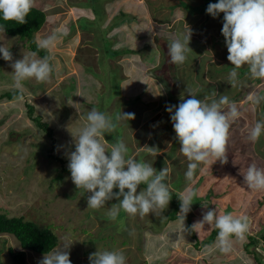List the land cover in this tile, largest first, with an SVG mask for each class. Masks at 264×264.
I'll return each instance as SVG.
<instances>
[{
    "label": "rangeland",
    "instance_id": "1",
    "mask_svg": "<svg viewBox=\"0 0 264 264\" xmlns=\"http://www.w3.org/2000/svg\"><path fill=\"white\" fill-rule=\"evenodd\" d=\"M90 1L102 17V27H96L95 21L80 20V24L93 28L85 29L91 30L88 32L78 25L73 26L83 14L82 6L74 7L76 4L71 2L67 5L65 0L35 1L37 7H43L45 3L51 6L46 11L49 14L46 24L35 35L36 40L39 42L54 31H66L67 35L49 50L54 66L50 80L46 83H37L35 79L24 81L22 95L14 99L6 97V92L16 89L10 65L33 51L25 45L26 39L0 33V46L8 47L13 56L12 61H5L0 54V213L22 215L41 226L49 225L58 233L57 247L66 238L73 242L69 249L71 264H90V254L98 249L123 251L126 264H264V240L254 244L256 252H251L244 246L249 242L246 236L243 240L233 238L232 250L225 254L215 247L216 240L213 244H202L214 228L209 225L203 228L197 225L193 234L186 219L184 227L190 233L184 232L180 217L168 221L163 217L164 212L161 216L149 214L141 218L138 215L130 217L121 211L112 220L107 215L108 209L119 201L110 200L98 211L88 209L87 198L91 193L76 189L74 184L71 186L69 172L57 175V167L62 163L63 166L66 163L65 171L69 170L68 154L75 150L73 136H77L85 125L91 108L109 114L114 120L121 112L134 113L132 120H119L120 133L118 126L114 133L122 134L120 140L126 144L130 156L151 163L155 169L158 164L161 170L167 167L166 182L172 188L177 182L179 194L190 185L199 190L187 213L191 226L202 220L209 209H217L220 214L232 205L235 211L229 213L249 216V226L255 229L253 233L259 237L264 233V206L259 203L263 199L262 191L249 189L242 174L237 175L233 160L239 162L245 156L233 157L230 152L233 147L234 151H239L238 145L249 141L250 129L264 119V103L256 106L249 99L253 94L264 95V80L250 78L247 67H243L239 70V83L232 87L227 82L232 65L227 60L228 50L221 33L224 14L213 18L206 12L208 4L218 0H180L181 4L179 0H143L149 12L151 3L158 6L169 3L172 9L167 6L166 10L174 12L170 18L165 11H153L152 16L160 25L159 31L164 33L153 44L146 40L147 34L151 39L147 33L150 29L130 18V26L129 22L123 21L110 33L106 24L119 23L123 19L114 18L121 7L117 9L114 0H85L87 4ZM180 5L194 14L197 28L190 29L192 51L187 54V61L177 66L171 62L168 51L171 40L166 39L165 31L173 28L177 19L175 13L184 11ZM176 26L180 29L173 28L176 31L174 39L189 31L182 29L183 21L177 22ZM113 35L115 41L110 40L114 39ZM132 39L136 45L130 43ZM103 56L108 60L104 61ZM37 58L40 57L37 55ZM89 67L94 71L90 68L92 71L88 72ZM115 76L120 80L116 93L113 89ZM187 87L195 90L198 99L211 97L215 92L227 95L240 111L229 130L228 162L222 164L218 160L211 166L201 165L192 181L186 179L189 162L179 150L176 134L172 133L171 114L166 111V106L182 102V94L188 99ZM29 104L34 106L32 116ZM36 116L51 125L54 138L38 126L33 119ZM111 134H105L102 141L106 149L115 143L111 141ZM148 147L156 148L158 155H152ZM253 149L264 160V135L253 143ZM52 156H60L62 160ZM141 190L143 188L137 191ZM113 191L118 192V189ZM250 209L257 214L250 216ZM10 247L15 251L21 249L18 238L13 234H1L0 264H12ZM27 251L25 264H39L45 255Z\"/></svg>",
    "mask_w": 264,
    "mask_h": 264
},
{
    "label": "clouds",
    "instance_id": "2",
    "mask_svg": "<svg viewBox=\"0 0 264 264\" xmlns=\"http://www.w3.org/2000/svg\"><path fill=\"white\" fill-rule=\"evenodd\" d=\"M65 1L68 2L67 5L71 2L76 4L74 7L88 6L91 9L90 5L85 4V0L83 2ZM34 3L35 0H0V17L4 21L25 24L27 23L26 17L34 7ZM141 3H143L140 4L141 7L145 6L148 11L149 8L143 0ZM206 12L213 18L218 17L220 13L224 14L221 33L225 38L228 50L227 60L232 65L227 82L232 87L239 83V70L243 67H247L250 78L264 80V0H218L217 3H209ZM122 13L128 14L129 18L133 21L136 20L135 23L139 25H141V20L143 24V21H148L149 18L148 15L141 16L138 12L137 14L141 17L133 16L123 9H120L117 15ZM81 16L86 15L82 14ZM176 20L173 28L178 29L176 23L185 20L184 18H177ZM123 21L128 22L125 16L120 24ZM131 23L132 21L129 25ZM159 27H152L157 34L156 40L158 36L161 38V35L164 34L160 33ZM173 28L165 31L167 33L166 39L171 40L168 45L169 56L173 64L182 66L187 61V54L192 51L189 47L192 33L186 27L189 31L174 39L176 31ZM5 30L4 26L0 25V33H4ZM66 35V31H54L51 35L40 40L37 47L50 50ZM146 40L153 44V40L148 39V34ZM132 42L136 45V41L132 39L130 43ZM0 54L5 61L13 60L12 53L4 45L0 46ZM211 58L213 59L214 55ZM52 60L53 57L50 55L37 58L36 52L16 60L10 65L13 69L11 74L14 87L22 91L23 82L29 79H35L37 83L48 82L54 72ZM186 92L190 98L184 99L182 94V102L178 105L166 106V111L171 114L170 119L176 134L175 138L180 144L179 150L189 162L185 173L186 179L192 181L195 171L201 165L211 166L218 160L222 164L228 162L229 130L231 124L240 116V111L235 102L231 101L227 95H218L215 92L211 97L205 96L203 99H198L195 90L187 87ZM249 99L256 106L264 103L262 93L261 95L253 94ZM134 118V113L121 112L114 120L109 114L99 111L95 107L91 108L87 112L85 125L79 130L77 136H73L75 150L68 154L69 170L65 171L66 163L64 166L62 163L57 167V175L70 173L71 181L68 182L71 186L74 184L76 189H82L84 193H91L87 198L88 209L98 211L105 207L106 202L110 200L119 201L112 204L108 209L107 215L112 220H115L121 211L130 217L138 215L143 218L149 214L161 216L172 197L169 191V187L172 188V186H168L166 182L169 175L167 167L157 171L151 163L135 159L128 154V148L122 140L110 145L108 149L102 142L105 140V134H111L116 130L119 120L127 119L129 121ZM262 135H264V119L254 124L247 138L252 143H256ZM148 149L152 155H158L156 148L148 147ZM49 154L51 155V152ZM52 157L62 160L60 156ZM243 176L249 189L264 191V169L257 167L255 163H251ZM140 185L146 187L138 193L137 190ZM114 189H118V192H114ZM198 193L199 190L190 185L184 193L178 194L181 202L178 216L184 232L190 233V230L184 227V221L187 213L191 211V205ZM52 197L59 200L64 199L59 195H52ZM197 225L202 228L204 225H209L217 229L215 247L221 253L227 254L232 250L233 238L237 240L245 238L249 229V218L245 215L236 216L232 213L219 214L217 209H209L203 214L202 220L192 226V230ZM46 226L50 228L49 225ZM46 226L39 225V227ZM53 232L58 236L57 232L54 230ZM197 233L199 234V232ZM72 243L66 238L59 247H57L58 242L57 248H53L48 253H40L23 247L20 242L21 249L19 251L25 252L26 261L27 250H30L38 256L39 253L45 254L39 264H71L69 249ZM13 251L15 250L13 249ZM89 260L90 264H126V256L119 249L104 251L98 249L95 253L90 254Z\"/></svg>",
    "mask_w": 264,
    "mask_h": 264
},
{
    "label": "trees",
    "instance_id": "3",
    "mask_svg": "<svg viewBox=\"0 0 264 264\" xmlns=\"http://www.w3.org/2000/svg\"><path fill=\"white\" fill-rule=\"evenodd\" d=\"M85 4H87V3L85 2ZM88 5H91V11L94 13L95 17L89 18L88 16H81L77 20V23L73 24L74 27H75V25H78L80 27V29L87 31V32L91 31V30H85V29H93V28L91 26H89L88 24H80V20H87L88 22L95 21V22H97L95 25L96 27L97 26L102 27L100 25V23L102 21V17L99 16L97 10H94V6L92 5L91 1ZM124 16L128 20V18H129L128 14L124 15L122 13L120 15H117L116 17H123V19H124ZM116 17L114 16V18H116ZM26 20H27V23H25V24H17L14 21H4L2 19V17H0V25L4 26V28L6 29L5 30L6 34L11 35V36H19L21 39H26L25 45H27L28 49H30L31 51L36 52L40 58L44 57L45 55H50L49 50L39 49L37 47L38 41L35 38L36 33L43 28V26L46 24V22L48 20L46 11L43 10L42 8L34 5V7L31 9V12L26 17ZM130 21L128 20L129 24H130ZM118 26H120V22L119 23L118 22L113 23L112 25H107V27H109L110 32L113 31V29H115ZM178 29H180V28H178ZM182 29H186V27L183 26ZM108 34H110L109 31H108ZM113 37H114V39H110L111 41L112 40L115 41V35ZM94 38L96 39V37H94ZM102 58H104V61L108 60V57H106V56H103ZM110 60H112V59H110ZM52 64H53V62H52ZM90 68L91 67H89L88 72H91L93 70L92 68H91L92 70ZM114 72L116 73L117 71H114ZM117 74H118V72H117ZM115 78H116L114 81L115 85L113 86V89L115 90L114 93L119 92V88H120V85H119L120 80L116 76H115ZM111 92H112V90H111ZM181 94H182V92L180 93V95ZM18 95H22V91L19 89H14L13 91L6 92L7 98L10 97L11 99H14ZM2 97H5V96L3 95ZM187 98H190L188 96V94H187ZM28 106H29V112L31 114L30 116H32V113L34 112V106L31 104H29ZM33 119L36 120L38 126L43 131H45L50 138H54V136H53L54 130L48 122L42 121V118L40 116L33 117ZM117 126H118V131L120 133V127L121 126H119V125H117ZM116 131H117V129H116ZM114 132L110 136H111V141L114 140V142L116 143L118 140H120V136L122 134L118 135V133H114ZM172 133L175 135L174 131ZM53 144H54V142L52 143V145ZM238 148H239V151H234V147L231 149L232 151H230L231 153H233L232 154V155H234L233 157H238L237 155H241L242 157L245 156L244 160H241L239 162H236L235 160H233L235 166H237V169H238V174H237L238 176H239V174H242V176H243V174H246L247 168L251 163H255L257 165V167L264 169V160H262V159H260V157H258V155H257L258 153H256L254 151L253 143L251 141H246L245 143H240L238 145ZM252 153L254 155L253 157H251ZM262 155L264 156V152L262 153ZM250 159H252L253 161L249 162ZM156 170L160 171L161 165L158 164L156 166ZM144 187H146V186H144V185L138 186V188H144ZM173 188H176V190ZM173 188L169 187V191H170L172 197H171V200L169 202L167 209H165L163 211L165 213V215H163V217H167L166 219L168 221L172 220V219H176L179 217L178 212L180 210V203L181 202H180L179 198L176 199V197L179 194L177 191V188H179L177 182H174ZM262 194H263V199H262V201H259V203L261 202L260 205L264 206V191H262ZM245 196L248 197V194ZM197 198L199 200L201 197H197ZM245 199H247V198H245ZM245 199H244V201H245ZM198 200H196V201L198 202ZM202 200L203 199L201 198V201ZM240 208H243V206H240ZM230 210L232 212L235 211L234 207H232V205H228L226 210H223V213H220V214H225L226 212L229 213ZM236 210L240 211L241 209L236 208ZM259 210H260V207H259ZM248 214L250 216H255L257 214V211L252 212V209H250V211H248ZM247 217H249V216H247ZM186 219L188 221V227L191 230L192 224H191L189 215H186ZM263 227L264 226H262V228ZM249 229H248V232L246 233V237L248 238L249 242H248V245H246V243H245L244 246H245L246 250H249L251 252H256L257 247H255L254 244H257V243L260 244V240H264V233H262L261 234L262 236L259 237V235H255V233H253L255 231V229L252 226H249ZM191 232L194 234L193 230H191ZM250 232H252L253 234H251ZM7 233H12L15 236H17V238L20 240L23 247L32 249V250L40 252V253L50 252L53 248L56 247V245L59 242L58 236L48 226L39 227L38 224L36 222H34V220L26 219L22 215L9 216L7 213H0V235L1 234H7ZM217 233H218V230L213 228L209 237L205 241H202V244H206V245L207 244H213L217 238ZM9 251H10V254L12 255V258H13V264H25L26 258H25V252L24 251H13L12 248H9ZM257 254H259V253L257 252ZM259 261L261 263L263 262L261 259Z\"/></svg>",
    "mask_w": 264,
    "mask_h": 264
},
{
    "label": "crops",
    "instance_id": "4",
    "mask_svg": "<svg viewBox=\"0 0 264 264\" xmlns=\"http://www.w3.org/2000/svg\"><path fill=\"white\" fill-rule=\"evenodd\" d=\"M59 2H62V0H59ZM141 2H142V0H118V1L114 2V5H115L116 8L121 7V9L125 10L126 12H130V14L131 15L133 14V16L137 15L138 17H141V16H147L148 15V17H150L149 21L146 20V21L143 22V24H142V20L140 22H141V26H144L145 28L150 29L149 32H147V33H150L151 39L154 41V40H156V33H155L154 29H152V27L153 26L159 27V22H157L158 19H156L157 20L156 21L154 16H152L153 11L154 12H157V10L165 11V13H167V16L170 15V18L172 17V14H174V12H171V10H169V11L166 10L167 6L170 9H172L171 4H169V3L168 4L164 3V4H161L160 6H158L159 4L155 5L154 3H151V8H150V12H149V9L147 11L145 6L141 7L140 4H143ZM178 3L181 4L180 0L178 1ZM34 5H36V4H34ZM82 7H83L82 10H84L83 11L84 15L89 16L91 18L94 17L93 12L91 11V9H89L88 6H82ZM179 7L182 8L184 11L182 13H179V11H178L179 14L175 13V17L184 18L185 27H188L189 29H196L197 28V26H196L197 24L194 21V17H193L194 14H190L182 5H180ZM40 8H42L45 11H47V9H50L51 6L49 4H47V3H45L43 5V7H40ZM137 12L140 13L141 16L139 14H137ZM48 17H49V15H48ZM109 17H111V16H109ZM144 19H147V18H144ZM128 26H130V25H128ZM131 44H134V42H132Z\"/></svg>",
    "mask_w": 264,
    "mask_h": 264
}]
</instances>
